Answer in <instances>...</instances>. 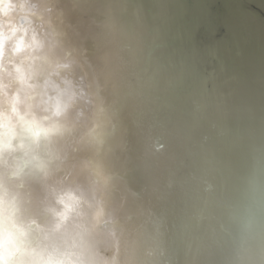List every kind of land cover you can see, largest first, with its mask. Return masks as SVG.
<instances>
[{
	"label": "bare ground",
	"instance_id": "bare-ground-1",
	"mask_svg": "<svg viewBox=\"0 0 264 264\" xmlns=\"http://www.w3.org/2000/svg\"><path fill=\"white\" fill-rule=\"evenodd\" d=\"M95 1L112 37L81 23ZM129 1L29 0L45 47L22 64L9 57L7 69L0 61V73L17 64L21 81L33 73L37 84L70 80L89 103L78 99L64 120L38 128L14 106L10 115L0 107V205L10 196L37 264L90 259L86 231L99 252L116 248L109 258L100 253L108 264H264V0H239L251 15L229 21L226 0ZM103 40L119 51L124 43L114 103L136 113L98 115L91 83L106 64L95 51ZM54 190L80 198V216L61 237L52 231Z\"/></svg>",
	"mask_w": 264,
	"mask_h": 264
},
{
	"label": "clouds",
	"instance_id": "clouds-1",
	"mask_svg": "<svg viewBox=\"0 0 264 264\" xmlns=\"http://www.w3.org/2000/svg\"><path fill=\"white\" fill-rule=\"evenodd\" d=\"M5 2L8 11L0 13V61L7 69L9 57L22 64L42 52L45 40L42 31H37L39 24H34L32 19H39L35 4H30L29 0ZM16 67L17 64H13L11 71L0 73V107L5 115H10L14 106L25 120L33 121L35 118L34 127L38 128L45 121L64 120L78 99L83 98L86 104L89 103L84 90L74 89L70 80L63 79L56 83L45 79L42 84H37L33 73L32 77L21 81L15 75ZM59 67L67 69L70 65L62 64ZM77 115L81 116L83 113L78 112ZM42 116L44 119H41ZM16 121L17 117L13 116V123ZM10 200V196H5L0 205V264H37V255L26 250L30 247L24 234L27 229L25 226L24 232L21 231L20 220L14 215ZM50 205L52 231L57 237H61L75 217L80 216V198L71 191L54 190ZM55 225L60 226L59 230ZM83 239L92 244L93 252L90 259L85 258L79 264H97V258L103 260L96 246L99 242L93 243L87 231ZM39 264H44V261L40 260ZM103 264H108V261L103 260Z\"/></svg>",
	"mask_w": 264,
	"mask_h": 264
},
{
	"label": "water",
	"instance_id": "water-1",
	"mask_svg": "<svg viewBox=\"0 0 264 264\" xmlns=\"http://www.w3.org/2000/svg\"><path fill=\"white\" fill-rule=\"evenodd\" d=\"M83 1L88 2L89 0H83ZM127 1H129V0H127ZM129 2H131V1H129ZM123 3L126 4V2H123ZM100 5L104 9V4L99 3V1H95L94 7H91L89 5L88 8H87L88 10L86 9L85 13L83 15H81V17H82L81 23L82 22H86L88 25L90 24V26H93V25L94 26H98L97 24H100V26H101L100 32L104 33V34L107 33L108 36L112 37L114 35V32H113V35H111V32H110L111 29L109 28V24L105 23V22H102L98 18V15L102 12L101 8H100ZM237 5L239 6L238 9H234ZM243 6H245V3L243 1L226 0V5L224 7V11H223V15H222L223 21L224 20L225 21L234 20L236 18V16L240 17L239 13L244 12V11H245L246 14H249L250 11L247 12L246 9L245 10L242 9ZM105 8H106L108 14H113L114 13L115 7L106 5ZM125 8L129 9V7H127V6ZM131 8L136 13L134 18L131 19V23L134 24V20H135V24H136L138 22V19H139V14H138L139 9H136L135 7H131ZM118 14H119V12H118ZM250 15H251V13H250ZM136 16H138V17H136ZM119 17H121L120 14H119ZM96 19H99V21H97ZM130 27H131V29L129 30L128 34H130L132 30H133V32H136L137 29H136L135 26L130 25ZM81 32H82V30L80 31V34H81ZM138 38H140V36ZM71 41L73 42L74 40H71ZM103 41H104V43L102 45H100V48L96 49L95 51L98 54V56H105L104 64H105V62H106V64H105V66H102V68L100 69V74H97V75L95 74L96 81L91 83V86H92V88L94 89V91L96 93L95 94L96 98L94 97V99L97 100V101L99 100V102H100V105H99V103H97V105L100 106V111H101V113H99L98 115H100L102 117L103 113L106 110H108V108H110V112L111 113L115 109V110H117L116 113L118 114L120 111H122V108L126 109L127 112L125 114H127V113H131L132 114L134 112V110H135L134 113H136L139 110L138 109L136 111V105L131 110H128L127 109L128 106H126V104L122 103L121 101H120L121 103H119V102L117 103L118 106H116V104L114 103V100L118 96H120L122 94V92H120L121 88H117L116 85H117V81H118L117 78L119 77V75L117 74L118 71H119L117 69V63L119 64V67L122 70V64L120 63V61H121L120 58L124 54V48H125L124 43L121 44V45L119 44V48L121 50V51H119V49L115 48L116 47L115 44H111L112 46H109L107 48L105 45L109 44L108 40H103ZM90 43H91V41L89 39H87V44L86 45L88 46V45H90ZM91 49L94 50V48H92V47H91ZM103 50H105V51H103ZM108 50H112L113 52H116L117 53V57L114 56V59H113V57L111 56L112 52L109 53V52H107ZM103 52L104 53L106 52V54H103ZM122 52H123V54H122ZM114 63H116V64H114ZM106 76H108L107 79H106ZM127 83L128 82H126L125 87H128ZM140 111H141V109H140ZM110 112H109V115H110ZM103 121H104V119H103ZM117 122H118L119 125H120V123H123V121L121 122L120 119L117 120ZM118 124H117V126H119ZM105 126H106V124L102 125V127H105ZM212 126H213V123L210 124V127H212ZM207 138H208V136L206 134L201 135V140L203 141V143L206 142ZM95 140H97V138ZM158 143H159V140H157L155 145L158 146L159 145ZM94 144H95V142H94ZM73 157L75 158V156H73ZM117 174L113 173L111 175L112 178L111 177L110 178L113 179V177L115 178L117 176L121 177L120 175H117ZM134 193L137 194L136 191H134ZM97 197H98L99 200L104 201V199L106 197V194L104 193V191H98L97 192ZM129 217L130 216H128V218ZM192 217L193 218L195 217V219L198 222H199L200 219H205V216H202L200 214H193V216L191 215L190 218H192ZM114 218H115L114 222H111V220H105L102 225L103 226H110V224H112V223L117 222V224H119L120 222H122V216L121 215L120 216H115ZM213 218H215V217L213 216ZM101 250H102L100 252L101 255L105 256L106 258H109V256L113 255V253L116 251V248H108V249H101ZM148 251L149 250L145 251V253L147 252V254H146L147 256H149V254L152 253V251H149L150 253ZM160 254L163 256V253H160ZM150 257H152V254H151ZM163 262H164V264H168L170 261L168 259H163Z\"/></svg>",
	"mask_w": 264,
	"mask_h": 264
}]
</instances>
